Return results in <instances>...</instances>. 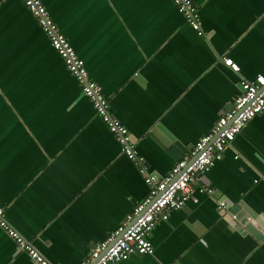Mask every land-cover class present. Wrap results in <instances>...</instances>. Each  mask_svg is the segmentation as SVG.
Returning <instances> with one entry per match:
<instances>
[{"label":"crops","instance_id":"0c3cea01","mask_svg":"<svg viewBox=\"0 0 264 264\" xmlns=\"http://www.w3.org/2000/svg\"><path fill=\"white\" fill-rule=\"evenodd\" d=\"M42 1L155 179L211 131L243 79L264 72V0H194L203 35L172 0ZM263 175L264 111L194 182L185 205L157 223L154 252L117 264H264ZM148 192L31 11L22 0H0V203L8 221L52 264H80ZM0 264L38 263L0 227Z\"/></svg>","mask_w":264,"mask_h":264},{"label":"built area","instance_id":"2783aa9c","mask_svg":"<svg viewBox=\"0 0 264 264\" xmlns=\"http://www.w3.org/2000/svg\"><path fill=\"white\" fill-rule=\"evenodd\" d=\"M172 1L193 29L199 35H203L205 32L202 27V16L195 1ZM22 2L34 15L51 45L78 81L83 94L90 99L97 114L116 137L122 153L135 163L140 173L145 175V180L149 185L147 195L135 205L134 209L106 239L94 245L88 257L80 264H117L134 254H152L154 245L150 234L157 223L167 220L173 210L185 205L193 196L194 182L222 159L226 148L230 146L246 123L256 114L264 111V72L258 73L252 80L243 79L240 93L235 98L232 107L220 115L211 131L200 137L191 152L178 160L168 175L155 179L147 174L144 157L139 154L128 127L111 112L108 97L102 86L91 77L84 59L79 56L43 1L22 0ZM223 61L234 71L240 70L239 64L232 58L225 56ZM201 190L213 191L208 186L201 187ZM226 205L225 199L219 201L221 209ZM233 217L236 218V214H233ZM0 227L15 241L19 251L27 252L38 264H52L8 221L1 203ZM173 264L182 263L178 261Z\"/></svg>","mask_w":264,"mask_h":264}]
</instances>
